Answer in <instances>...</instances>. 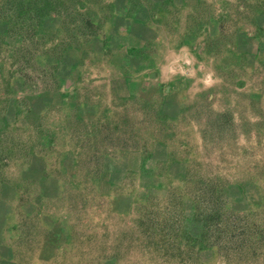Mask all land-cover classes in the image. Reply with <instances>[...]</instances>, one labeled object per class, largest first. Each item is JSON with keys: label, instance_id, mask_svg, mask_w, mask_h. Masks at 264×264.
<instances>
[{"label": "rangeland", "instance_id": "obj_1", "mask_svg": "<svg viewBox=\"0 0 264 264\" xmlns=\"http://www.w3.org/2000/svg\"><path fill=\"white\" fill-rule=\"evenodd\" d=\"M1 3L5 67L70 126L44 264H264V0Z\"/></svg>", "mask_w": 264, "mask_h": 264}, {"label": "crops", "instance_id": "obj_2", "mask_svg": "<svg viewBox=\"0 0 264 264\" xmlns=\"http://www.w3.org/2000/svg\"><path fill=\"white\" fill-rule=\"evenodd\" d=\"M1 2L0 32L15 23L5 19L11 14L2 10ZM35 88L19 87L18 74L7 69L0 57V264H33L26 258H33L35 242L40 243L36 249L41 264L44 257L47 261L50 223L44 207L51 192L50 156L56 153L66 170L70 126H66L65 105L60 98V104L50 100L48 89ZM61 145L62 152H57Z\"/></svg>", "mask_w": 264, "mask_h": 264}]
</instances>
